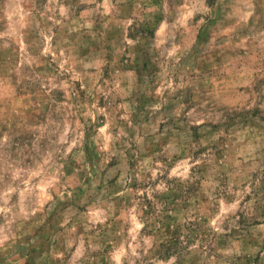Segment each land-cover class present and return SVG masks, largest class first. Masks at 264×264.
I'll list each match as a JSON object with an SVG mask.
<instances>
[{
    "label": "clouds",
    "instance_id": "clouds-1",
    "mask_svg": "<svg viewBox=\"0 0 264 264\" xmlns=\"http://www.w3.org/2000/svg\"><path fill=\"white\" fill-rule=\"evenodd\" d=\"M0 264H264V0H0Z\"/></svg>",
    "mask_w": 264,
    "mask_h": 264
}]
</instances>
